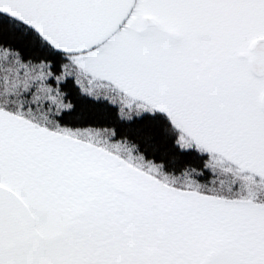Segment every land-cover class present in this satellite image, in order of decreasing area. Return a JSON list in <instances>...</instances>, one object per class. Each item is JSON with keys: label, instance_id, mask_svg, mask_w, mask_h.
<instances>
[{"label": "snow or ice", "instance_id": "obj_1", "mask_svg": "<svg viewBox=\"0 0 264 264\" xmlns=\"http://www.w3.org/2000/svg\"><path fill=\"white\" fill-rule=\"evenodd\" d=\"M0 264H264V0H0Z\"/></svg>", "mask_w": 264, "mask_h": 264}]
</instances>
